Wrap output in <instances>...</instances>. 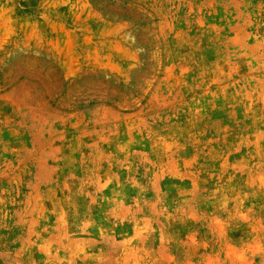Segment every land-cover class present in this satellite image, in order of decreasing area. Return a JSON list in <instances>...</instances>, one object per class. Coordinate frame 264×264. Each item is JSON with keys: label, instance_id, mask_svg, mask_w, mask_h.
<instances>
[{"label": "rangeland", "instance_id": "rangeland-1", "mask_svg": "<svg viewBox=\"0 0 264 264\" xmlns=\"http://www.w3.org/2000/svg\"><path fill=\"white\" fill-rule=\"evenodd\" d=\"M0 264H264V0H0Z\"/></svg>", "mask_w": 264, "mask_h": 264}]
</instances>
